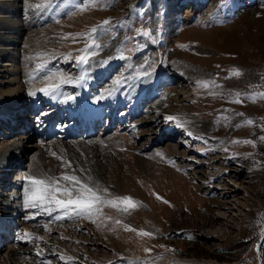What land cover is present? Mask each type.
Here are the masks:
<instances>
[{"label":"rangeland","instance_id":"obj_1","mask_svg":"<svg viewBox=\"0 0 264 264\" xmlns=\"http://www.w3.org/2000/svg\"><path fill=\"white\" fill-rule=\"evenodd\" d=\"M0 14L9 16L1 24L0 67H13L10 57L16 59L18 49L24 48L28 53L21 52L20 57L33 60L32 68L41 73L38 80L51 76L61 80L62 76L72 81L59 82L67 94L83 82L88 85L85 74L95 79V95L134 70L149 72L142 80L154 78L157 83L156 96L139 106L135 118L148 122L143 127L146 130L156 116V133L146 141H137V131L119 120L129 110L126 106L115 114V120L121 123V134L127 135L128 143L118 136L115 139L119 132L114 129L100 135L99 128L89 138L46 136L26 142H44L45 158L58 159L52 176L41 161L40 173L31 172L37 148L28 146L19 157L10 150L1 155L0 163L8 158L11 163L14 157L17 165L0 176L9 181L7 186L0 182L1 205L15 203L20 193L24 197V188H31V182L24 179L27 176L60 177L63 187L69 183L62 178L65 174L98 185L100 194L112 201L98 205L99 211L94 207L89 216L71 210L65 215L59 208L49 213L44 206L25 208L22 200L24 213L17 218L22 223L11 229L8 245L27 259L12 264H121L126 257L146 262L170 252L221 264H264V0H0ZM106 19L111 23L93 40L91 29ZM27 34L33 35L35 48L24 44ZM86 46L95 55L87 64L78 63L75 57L86 54L82 51ZM234 69L242 75L235 76ZM185 72L191 76L188 81L180 75ZM205 81L210 82L207 87ZM139 87L131 80L123 95L132 92L136 97ZM146 90L150 92L151 86ZM170 90L178 94L177 103L170 101ZM45 109L37 115L41 119ZM175 117H193L205 123V130L180 129L168 137L166 128L174 125ZM55 129L60 136L65 132ZM10 135L0 132V139L11 140L14 134ZM55 139L63 144L49 149ZM76 139L86 146L75 145ZM237 140L241 142H233ZM112 155L119 166L111 163ZM240 182L245 193H229L230 184ZM12 185H16L12 189L16 195L9 191ZM105 188L107 192L102 191ZM8 192L13 197L7 198ZM62 196L57 193L58 198ZM122 197H130L132 203ZM224 200L234 207L227 208ZM33 216L34 235H30L26 221ZM48 224L57 232L50 233L42 249L38 235L45 234ZM125 225L153 235L141 236ZM218 230L223 234L216 235ZM61 235L64 241L58 242ZM0 250V257H5ZM39 254L47 257L43 260ZM10 259L3 260L11 264Z\"/></svg>","mask_w":264,"mask_h":264},{"label":"bare ground","instance_id":"obj_2","mask_svg":"<svg viewBox=\"0 0 264 264\" xmlns=\"http://www.w3.org/2000/svg\"><path fill=\"white\" fill-rule=\"evenodd\" d=\"M8 17H3L0 14V30L3 29L1 24L8 22V20L6 19ZM32 36L31 34L30 35L27 34L28 41L24 44L28 47L35 48L37 45V42L35 41L34 38H32ZM18 52H19L18 57L16 59L13 58L14 56L10 57V61L14 62L13 67L11 66H9L10 68L0 67V72H2L3 74L1 75V78H0V113L5 114L4 119H0V132L2 133V135H7V136L10 134H14L13 137L10 138L11 140L7 141V139H0L1 140V143H0V159L1 160H3V157H1V155L5 154L8 150H10V152L13 153L12 154L13 156L17 155L19 157L21 155H24L25 152H27L28 146L34 147V148H37V152L35 153L36 155L35 161L32 160L33 162L31 164V167H32L31 172L40 173L42 169L41 165L45 163L46 165L45 169H47V172L49 173V175L52 176L54 174L53 172H54L55 165H58L57 164L58 159H55V158L46 159L47 157L45 158L44 155L46 154H44V150H45V146H43L44 142L39 143V144H32V145L26 142H30L31 140H34V137H39L42 140L46 138V136H52L51 139L61 137L62 140L69 139V138H80V137L89 138L90 136H93L97 132L98 128H99L98 132L100 135H104L107 132L114 129L115 132H119V135L117 134L114 138L116 139V137L118 136L119 139L121 137L122 140L124 139V141L127 142L128 140L127 135H125V133L123 132H122L123 134H121V130H122L121 123H117V121L115 120V114L118 111H121L122 109H124L126 106H129V110L123 113L124 116L121 118L123 120L122 123L126 122L128 125H130L133 131H137V134H136L137 141L138 140L146 141L152 137L153 133L154 134L156 133L153 131L154 126L158 125V123L157 124L154 123L157 121V120H154L156 116H153L151 118L152 120H149L150 121L149 123L151 122L152 123L150 127L146 130H143V129L145 128V124L147 125L148 122L144 124L146 120L135 119L136 116H138L140 113L139 106L146 101L152 100L154 96H156V95H153V93L155 92L153 91V88L157 86V83L154 81V78L151 79L152 81L150 79L142 80V78L144 77L143 75V73L145 72L144 70H134L132 73L131 72L125 73L123 76L117 79V80H120L119 84L113 82L112 85L107 86V84L102 83L103 85L105 84L107 88L104 87L105 90L98 92L97 95L93 93V90L96 86L95 79L89 78L90 76L88 74L86 76L85 74L84 77L86 78L87 80L86 83L88 84L87 90L80 93V95H76L72 97L71 99L67 100L65 97L67 94L65 92L66 90L64 89L63 84H59V82L62 81V79L54 80V78L56 77L51 76V77H44L45 79L43 80H38V76L41 73L34 71V69L32 68L31 65H32L33 60L30 62V58L26 57V55L24 57L23 56L20 57L21 52H27V51L24 48H22L20 50L18 49ZM1 65L3 64L1 63ZM180 75H183L185 77L186 79V80L184 79L185 81H188L191 78L190 74L187 72L180 74ZM95 77H96V74H95ZM131 80H133L134 84L137 83L138 85H140L139 91L136 97L132 96V92L126 93L125 95H123L124 94L123 89L126 87L127 84H129V81ZM48 84L60 85L57 89H55V91L53 92L51 96H46L43 92L39 91V89L44 88ZM149 86H151L152 90L150 92H147L146 89ZM170 91L172 93V96H170V101H172L173 103H177L179 101L177 97L178 94L177 93L173 94L174 92L173 90H170ZM32 92H35L36 95H31ZM111 102L113 106L112 108L110 106L109 108L111 109H109L107 106L108 104H111ZM86 103L89 105L86 106L85 105ZM45 107L47 108L45 109ZM42 108L45 109L44 110L45 112L42 118L44 119L49 118L48 121L45 122V127H41V123L44 122V119H41L40 117L37 116L40 112V109ZM81 109L87 110V115L90 117V125H89V122L87 124H84L78 121V123L75 126H69V123L72 119L78 120V118L80 117L79 112ZM141 112H144V108ZM47 113L49 115H52V117H49ZM57 114H59L58 115L59 117H57ZM153 115H156V113L154 112ZM175 118H177V120L174 122V125L166 128L165 134L168 137L174 136L176 133L180 131V129H191V130H194L195 132H199V129L205 130V123L200 122L199 120L194 119L193 117L192 118L175 117ZM141 123L143 125L139 126V124ZM53 128H57V129L62 128L65 132L64 134H61V136L59 134L56 135L53 132ZM20 132L22 134H20ZM162 139L164 140V137L161 139L156 138L155 139L156 141H154V144L159 143ZM81 141L83 140L78 139L76 142L75 141H71V142H75V145H80L81 147L86 146L85 144L87 143H85V141L83 142ZM108 142H111V139H109ZM62 144H63L62 141H58V139H55L48 145H49V149L54 150L55 148L56 149L59 148ZM111 144H114V142L112 141ZM125 146H127V144ZM132 147H127L126 149L132 148ZM140 147H142V144L140 145ZM46 148L48 150V147ZM67 149L70 151L74 149V151H76L75 147L74 148L68 147ZM121 149H123V147ZM172 150L175 151L174 149ZM115 151H113V153ZM112 157L114 158L113 155ZM126 158L130 159L129 156H126ZM8 160L9 158L7 159V162L5 161V162L0 163V176L4 174H8V172H11L12 168L14 169L15 166L17 167V165H15L16 158L13 157L11 160V163L8 162ZM116 160L117 158H114L113 160H111V163L115 166H119ZM40 161L43 163H41ZM64 165L65 167H67L66 164ZM230 171L233 172V176H237L236 171L234 170H230ZM17 173L19 174V171ZM198 174L203 175L201 171H199ZM21 176L22 174L20 173L17 178L21 180L20 179ZM0 182H2V186L4 185L3 184L4 182L6 186L8 185L7 183H9V181L1 180V178H0ZM15 182H17L16 184H18L19 181L17 180ZM230 185H231L230 189H232V191H230L229 193L231 194L236 193V192L237 193L242 192V194L245 193L241 188V182L236 185L235 184H230ZM15 186L16 185H12L9 189V191H11L13 195H16L15 192L12 190L14 189ZM6 194H7V198L13 197L12 195L9 194V192ZM23 198L24 197L21 196V193H20L15 203L13 204L5 203L4 205L0 204V209H1L0 210V240L1 238H4V240L2 241V247L4 248H0V249H3L2 251H5V257L3 258L0 257V264H6L4 262L5 258L6 260H9L10 257H11L10 259L11 264L16 262L17 259L22 260V261L27 259L26 257L18 256L15 253V250H16L14 249L15 246L8 245V240H7L9 238V229L11 230L13 226L18 224L17 218L23 215L24 213L22 209L23 207H21L19 204L23 200ZM223 199H226V198H223ZM12 202H14V199L12 200ZM222 202L227 203V206H226L227 208L234 207V206H231L230 201L224 200ZM237 204L238 202L235 203V205ZM220 208H223V206ZM60 211L62 210L60 209ZM35 217L36 216H33L32 218L26 221L27 223L26 226H28V229H29L28 232L30 235H34L31 228L34 227ZM21 223L22 222H20L19 225H21ZM52 232H57V231L56 230L54 231V227L48 224L46 225V228H45V234L38 235L37 244L42 249L48 245L47 242L51 238L50 233ZM222 232L224 231L218 230L215 233L216 235H222L223 234ZM67 235H69V233ZM41 237L43 239H40ZM63 239L64 237L61 235L60 237H58V242L62 241ZM36 249L38 251V248ZM38 256L42 258L43 260L45 259V257H47V255L40 256V254ZM36 263H38V261ZM28 264H32V263H28ZM121 264H221V263H218L214 260L179 257L175 253L170 252L161 257H156L146 262H143L141 260H137L131 257H126L121 260Z\"/></svg>","mask_w":264,"mask_h":264},{"label":"snow or ice","instance_id":"obj_3","mask_svg":"<svg viewBox=\"0 0 264 264\" xmlns=\"http://www.w3.org/2000/svg\"><path fill=\"white\" fill-rule=\"evenodd\" d=\"M110 20H104L99 26H95L91 29V37L93 40L95 39V34L104 26L110 24ZM88 35V34H85ZM79 36V34H77ZM77 37H73L76 39ZM94 46V45H93ZM82 55H78L75 57V60L81 64H87L89 62V57L94 56L95 53L89 51V47H85L83 50ZM124 59L123 56L120 57ZM151 67V65H148ZM233 74L237 77L242 75V71L240 69H234ZM143 75H150L149 72L145 71ZM63 83H71L72 81L69 79H65L61 76ZM83 79V77H80ZM115 83L119 84L120 80H117ZM210 82L205 81L203 82L204 86H208ZM60 85L58 84H48L44 88L39 89L40 92H43L46 96H51L55 89H57ZM31 95H36L35 92H32ZM68 99H71L69 97ZM237 102H242L239 99ZM168 119H173V117H168ZM248 124H252L253 121L248 120ZM239 126V125H238ZM191 135V133H189ZM264 139V137H261ZM234 143L241 142L239 140L233 141ZM246 144L254 143L251 140H244L242 141ZM63 180L69 182L65 186L61 187L59 184L60 177H49L46 179H41L35 176H27L24 179L26 181L31 182V188L25 187L24 188V198H23V206L25 208H40L44 206V210L46 212L51 213L55 211L57 208L64 211L65 215L69 214V210L74 212L76 215L81 214H88L89 216L92 215L93 208L96 207V210L99 211L98 205L104 203H112L109 201L105 196L101 195V189L99 186H90L88 183L83 182L80 177L76 175H63ZM103 192H107L108 189H103ZM57 193H62V198L57 197ZM158 199H162L161 197L157 196ZM125 202L132 203V199L130 197H122L119 198ZM164 203H168V201H163ZM62 217L57 216L56 219H61ZM119 223V221H117ZM126 229H130V226L125 225ZM133 231H138V234L141 236H148L151 237L153 235L152 232L144 231V230H135L130 229ZM27 235V233L25 234ZM23 238V237H21ZM40 239H43L42 237ZM145 251L151 253V249L145 248Z\"/></svg>","mask_w":264,"mask_h":264}]
</instances>
